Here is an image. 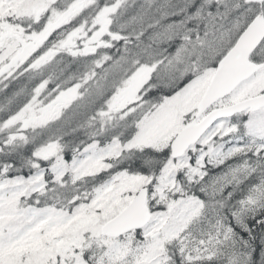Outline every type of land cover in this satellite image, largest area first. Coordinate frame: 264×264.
<instances>
[{
    "label": "snow or ice",
    "instance_id": "6c2138e0",
    "mask_svg": "<svg viewBox=\"0 0 264 264\" xmlns=\"http://www.w3.org/2000/svg\"><path fill=\"white\" fill-rule=\"evenodd\" d=\"M0 264H264V0H0Z\"/></svg>",
    "mask_w": 264,
    "mask_h": 264
}]
</instances>
